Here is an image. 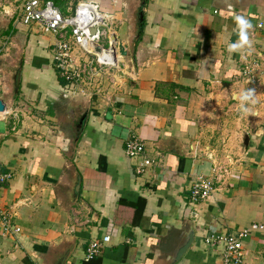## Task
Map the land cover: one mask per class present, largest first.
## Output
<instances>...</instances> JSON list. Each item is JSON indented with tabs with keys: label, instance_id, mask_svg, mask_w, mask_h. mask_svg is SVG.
Segmentation results:
<instances>
[{
	"label": "crops",
	"instance_id": "obj_1",
	"mask_svg": "<svg viewBox=\"0 0 264 264\" xmlns=\"http://www.w3.org/2000/svg\"><path fill=\"white\" fill-rule=\"evenodd\" d=\"M62 1L64 14L90 2L112 16L125 82L103 80L102 95L72 99L47 51L56 38L36 24L13 26L14 15L1 28L26 34L30 73L15 94L12 61L2 65L0 172L12 176L0 185L11 223L5 231L0 221V264H168L191 227L193 243L175 264H221L223 247L207 236L264 225V0ZM253 62L259 82L245 71ZM130 135L144 143L135 158L124 150ZM226 154L236 159L229 175L190 204L193 180L214 174ZM145 157L153 163L139 174ZM103 235L110 241L85 261ZM244 248L245 264H264V230Z\"/></svg>",
	"mask_w": 264,
	"mask_h": 264
},
{
	"label": "built area",
	"instance_id": "obj_2",
	"mask_svg": "<svg viewBox=\"0 0 264 264\" xmlns=\"http://www.w3.org/2000/svg\"><path fill=\"white\" fill-rule=\"evenodd\" d=\"M111 20L112 16L94 3L79 2L72 13L64 14L52 0H25L20 18L23 25L36 24L44 33L56 38L51 51L52 59L60 77L71 87L70 91H66V96L83 94L89 100L102 95L99 85L103 80L107 81L110 88L116 89L123 88L125 82V73L119 62L122 55ZM259 27H262L261 23ZM257 66L253 62L246 66L245 71L259 82L258 72L261 70L254 74ZM104 98L109 99V96L104 95ZM124 145L129 158H135L144 152V143L135 135H130ZM152 163L153 160L145 157L137 167V173H143ZM214 168V174L199 175L193 180L188 195L190 204L209 198L216 185L223 182L230 173L224 165ZM11 176L10 173L0 172V185L8 182ZM0 221L4 230L10 231L9 215L1 205ZM256 230H264V225L253 223L235 233L211 234L207 236L206 243L222 245L221 264H245L244 240ZM110 238L109 235H103L92 240L86 249L84 260L96 258Z\"/></svg>",
	"mask_w": 264,
	"mask_h": 264
},
{
	"label": "rangeland",
	"instance_id": "obj_3",
	"mask_svg": "<svg viewBox=\"0 0 264 264\" xmlns=\"http://www.w3.org/2000/svg\"><path fill=\"white\" fill-rule=\"evenodd\" d=\"M25 0H0V31L2 27H6L9 26V20L11 18L12 15L14 19L12 25L13 26H17L19 27V20L21 18V13L20 11L22 10L23 4H24ZM7 5V6H11L12 10L8 13L4 11L3 6ZM10 15V16H9ZM18 21H15L17 20ZM23 25V24H22ZM11 30V28H9ZM7 30V29H6ZM13 30V29H12ZM18 31H22L21 29H19ZM18 31H16V33H11L9 34V30H7L4 33H0V55H5L3 58L0 59V79L2 81V79L4 78V74H3V67L2 65L5 63H8L10 61H12V67H10L8 70L12 69L14 70V68L17 66L18 64V59H19V55L23 53V46L25 43V37L26 34L25 33H17ZM13 32V31H12ZM119 35L120 38H123L125 35L121 33V30L119 31ZM48 53L49 56L52 54L50 49L48 48ZM47 51H45L47 53ZM54 64V63H53ZM24 67V71L22 73L21 79L23 78V74L24 77H26L30 72L27 70V64ZM22 67V70H23ZM55 67V65H54ZM29 72V73H28ZM56 72L59 76L60 73L58 72V70L56 69ZM7 74V71H6ZM5 74V75H6ZM9 81H10V90L12 89V81H11V73L9 74ZM12 92V91H11ZM79 98L78 95H76L75 97H73L72 99H77ZM71 99V98H69ZM86 103L90 104V101H86ZM78 110V109H77ZM5 113V112H4ZM17 121V119H16ZM248 136H245L243 138L242 143L244 144L245 138ZM215 140H217V137L214 138ZM216 143V142H215ZM224 144V143H222ZM229 154H226L224 157L216 158V162L219 163L218 165H231L233 164V162L236 160L234 157H227Z\"/></svg>",
	"mask_w": 264,
	"mask_h": 264
},
{
	"label": "water",
	"instance_id": "obj_4",
	"mask_svg": "<svg viewBox=\"0 0 264 264\" xmlns=\"http://www.w3.org/2000/svg\"><path fill=\"white\" fill-rule=\"evenodd\" d=\"M119 52L121 55H127V51L125 50V47L122 42H120L119 44ZM22 64H23V59H22V54H20L18 59V64L11 72V81H12L11 91L15 94H17L21 84ZM4 112H6V104L3 101V99L0 98V113H4ZM247 143H248V137H246L244 141L245 145H247ZM80 184H81L80 176H77V181L75 182L73 188V197L75 199L78 197ZM193 240H194V229L191 227L189 231L185 233V241L182 242V244L176 249L175 254L168 256V264H175L177 261H179L182 258V256L185 254L187 249L190 247V245L193 243Z\"/></svg>",
	"mask_w": 264,
	"mask_h": 264
},
{
	"label": "clouds",
	"instance_id": "obj_5",
	"mask_svg": "<svg viewBox=\"0 0 264 264\" xmlns=\"http://www.w3.org/2000/svg\"><path fill=\"white\" fill-rule=\"evenodd\" d=\"M238 19V22L241 24L242 26V29L243 27H250V25L247 23V21L243 20V18H237ZM242 38H245L246 37H242ZM230 47H235V45H230ZM254 90L252 89H248L244 94H243V97L242 99L243 100H249L251 97H252V94H253ZM246 110V109H245Z\"/></svg>",
	"mask_w": 264,
	"mask_h": 264
},
{
	"label": "trees",
	"instance_id": "obj_6",
	"mask_svg": "<svg viewBox=\"0 0 264 264\" xmlns=\"http://www.w3.org/2000/svg\"><path fill=\"white\" fill-rule=\"evenodd\" d=\"M53 2H54V4L59 8V7H61L60 5H62L63 4V1L61 2V0H52ZM60 9V8H59ZM61 10V9H60ZM62 11V10H61ZM141 34H142V30H141V28L138 30V40L141 38ZM137 40V41H138ZM137 41H136V43H137ZM60 82L62 83V84H65V80L62 78H60ZM137 211L139 212V208H137ZM137 217V216H136ZM89 263V262H88ZM86 264V263H85ZM90 264V263H89Z\"/></svg>",
	"mask_w": 264,
	"mask_h": 264
}]
</instances>
